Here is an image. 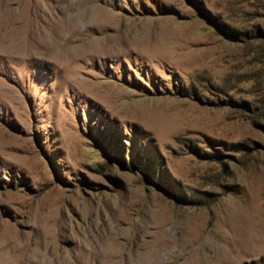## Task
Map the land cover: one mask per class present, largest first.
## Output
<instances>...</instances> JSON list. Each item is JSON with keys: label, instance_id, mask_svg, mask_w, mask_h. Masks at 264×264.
Masks as SVG:
<instances>
[{"label": "rangeland", "instance_id": "obj_1", "mask_svg": "<svg viewBox=\"0 0 264 264\" xmlns=\"http://www.w3.org/2000/svg\"><path fill=\"white\" fill-rule=\"evenodd\" d=\"M14 244L0 264H264V0H0Z\"/></svg>", "mask_w": 264, "mask_h": 264}, {"label": "bare ground", "instance_id": "obj_2", "mask_svg": "<svg viewBox=\"0 0 264 264\" xmlns=\"http://www.w3.org/2000/svg\"><path fill=\"white\" fill-rule=\"evenodd\" d=\"M8 247V245L7 246H3V247H1L0 248V250H3V249H5V248H7ZM16 248V245L14 244V246H12V247H10L9 248V250L8 251H6V252H0V258H4V259H9L10 258V253L14 250ZM105 255V254H104ZM110 256V255H109ZM141 256V255H140ZM136 257V256H135ZM121 258H122V256H121ZM120 257H113V260H114V262H115V260H117V262H120L121 264H128L127 262H128V260H127V262H123L122 260L123 259H121ZM140 258V257H139ZM145 260V259H144ZM132 261H133V259H132ZM4 263V262H3ZM129 263H130V261H129ZM114 264V263H113Z\"/></svg>", "mask_w": 264, "mask_h": 264}]
</instances>
